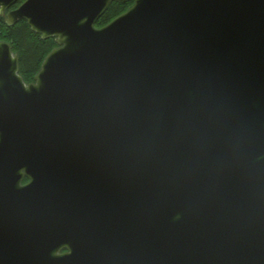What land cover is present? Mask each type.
<instances>
[{"label":"water","instance_id":"1","mask_svg":"<svg viewBox=\"0 0 264 264\" xmlns=\"http://www.w3.org/2000/svg\"><path fill=\"white\" fill-rule=\"evenodd\" d=\"M21 1L57 47L26 84L0 41V264H264V0Z\"/></svg>","mask_w":264,"mask_h":264},{"label":"trees","instance_id":"2","mask_svg":"<svg viewBox=\"0 0 264 264\" xmlns=\"http://www.w3.org/2000/svg\"><path fill=\"white\" fill-rule=\"evenodd\" d=\"M21 1L19 4H21ZM133 3L122 4L113 2L107 11L97 21L96 26L101 28L115 18L125 13ZM17 7V6H16ZM0 41L11 45L13 52L19 59V74L26 82L33 81L39 72L44 59L57 47L55 38L42 39L41 35L33 32L26 21H21L13 27L6 24L0 15Z\"/></svg>","mask_w":264,"mask_h":264},{"label":"flooded vegetation","instance_id":"3","mask_svg":"<svg viewBox=\"0 0 264 264\" xmlns=\"http://www.w3.org/2000/svg\"><path fill=\"white\" fill-rule=\"evenodd\" d=\"M24 1V0H23ZM20 5V4H19ZM18 4L17 5H15L14 7H12L11 9H8L7 11H6V13H8L10 10H13V9H15V8H17L18 6H19ZM17 6V7H16ZM132 6V5H131ZM4 19H5V21H6V17H3ZM13 54L15 55V53L13 52ZM17 56V55H16ZM19 60V59H18ZM19 68H20V66H19ZM24 79V78H23ZM25 81V80H24ZM34 82V79H33V81H31V82H26L25 81V83L26 84H30V83H33ZM30 182V179L29 178H27V177H25L24 178V180H23V185H26V184H28ZM67 251L66 250H62L60 253H66Z\"/></svg>","mask_w":264,"mask_h":264}]
</instances>
